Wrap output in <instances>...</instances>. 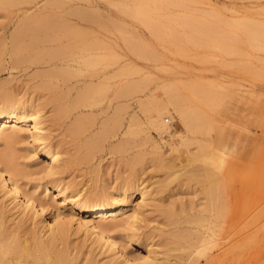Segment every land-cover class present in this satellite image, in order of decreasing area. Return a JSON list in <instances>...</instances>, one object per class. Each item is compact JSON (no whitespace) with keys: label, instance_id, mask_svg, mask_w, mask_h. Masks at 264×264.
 <instances>
[{"label":"rangeland","instance_id":"rangeland-1","mask_svg":"<svg viewBox=\"0 0 264 264\" xmlns=\"http://www.w3.org/2000/svg\"><path fill=\"white\" fill-rule=\"evenodd\" d=\"M172 1L185 4L105 15L89 9L86 0H0V68L8 66L0 69V87L38 109L46 144H57L60 166L67 163L56 174L67 186L66 197L91 199L103 192L130 207L140 205L139 234L145 242L129 249L161 248L162 234L174 229L178 218L187 221L175 227L200 232L210 214L214 243L203 254H191L195 264H264V29H256L260 36L242 25H224L223 18L237 16L229 0ZM148 18L160 21L145 25ZM43 21L55 33L52 40L40 29L42 38L32 33ZM155 117L164 120L167 131L152 123ZM0 142V151L11 153L20 167L25 188L36 189L47 209L65 215L68 206L60 205L56 186L29 164L30 143ZM195 171L210 176L202 180ZM134 181L146 193L143 200L139 189L117 195ZM209 181L215 190L212 205L204 197ZM7 199L0 189L7 229L18 224L21 235L32 237L40 224L51 222L50 214L40 221ZM163 208L182 218L166 216ZM199 209L206 218L201 216L202 228L203 220L200 225L188 220L197 213L201 219ZM69 233L74 264L90 259L115 264L100 242L74 228ZM182 244L185 249L171 250L177 257L170 252V260L180 254L190 259L191 247ZM43 256L36 264H52V256Z\"/></svg>","mask_w":264,"mask_h":264},{"label":"bare ground","instance_id":"bare-ground-1","mask_svg":"<svg viewBox=\"0 0 264 264\" xmlns=\"http://www.w3.org/2000/svg\"><path fill=\"white\" fill-rule=\"evenodd\" d=\"M183 2L182 1L173 2L172 0H86L87 7L89 9H91L92 11L103 13L105 15H115V14H125V15L137 14L139 15V14H146L150 12L154 13V11H158V10L160 11L162 9L165 10V8L168 10L169 9L168 6H171L172 4H175V3L180 4V5L185 4ZM229 3H230V6H229L230 9L232 10V12L236 13L237 16L231 15L230 17L233 20L228 19L226 17H225V20H223L224 18L222 17L223 18L222 22L225 21V23H223L224 25L227 24V26L229 25V27L230 25H233L235 27L237 25L239 26L242 25L248 29V31L245 29L247 32H249V30L253 31L254 29H255L254 31H257L256 29L263 31L264 29V0H229ZM238 3L240 5H245V7L243 9L234 7ZM239 14L242 16V18L240 19H239L240 17ZM158 21H160V19L155 22H158ZM219 21L221 22V19ZM155 22L154 23L149 22V18H148V22L146 21V23L144 24L155 26L157 25ZM163 22L161 21L160 23L162 24ZM209 22L211 21L209 20ZM44 23L46 22L43 21V24H40L41 26H36L37 28L33 29L32 33L33 34L39 33L40 35V32H42L41 35L44 34V36L48 38L47 41L52 40L55 33L53 32V30L48 32V30L44 28L45 26H43L45 25ZM182 23L181 25L188 24V23H183V24ZM36 25H38V22ZM202 25H204V23H202ZM42 26L43 28H39ZM204 26L206 27V25ZM204 26L203 27L200 26L199 28H204ZM159 28H162V26H160ZM213 28L216 29L215 27ZM38 29H40V32ZM262 31L260 32L257 31L260 36L262 34ZM41 35L40 37L42 38L43 35L42 36ZM36 37L37 36H35V39ZM56 37L57 36H55V38ZM13 38L15 40V37ZM256 38H257V34H256ZM5 68H8V66L7 65L4 66L3 69ZM178 103L179 101L177 100V103L175 102V104L177 105ZM37 113H38V109L33 107L31 104H27L25 102L19 101L18 99H13L9 97L8 94H6V92L4 93L3 88L0 87V141L4 140L10 144L12 143V145L13 143L14 144L16 142L18 143V141H24V142L27 141L28 143H30L29 154H30V157H32L31 162L29 163L30 166L33 169H35V172H37V174L42 173L43 177L48 178L52 182V185L56 186L57 191H56L55 196L58 194L63 196L59 202H60V205L66 204L68 206V211L65 215H62L59 211L47 209L45 207L47 201L42 198L37 197L36 189L30 190L29 188L28 189L25 188L23 183L19 180L21 170L18 164L16 163V161H14V158H12V156L10 155L11 153L8 154V152L6 151H0V189L3 192L4 196L8 198L7 200H10V203H13L14 207L18 206L17 209H20V211H24L25 213H30L35 219H37L38 217H41V218H38L40 221L43 220L44 218L43 215L46 213L50 214V216L52 217L51 222L46 223V224H40L39 228H37L36 230L37 234L33 235L32 237H29V236L21 235L20 225L18 224L16 225L15 229H12V230L10 228L7 229V227H5L4 225L5 221H3L2 219L3 210L0 209V227H3L0 229V264H33V263L36 264V262L40 260V259L38 260V258L40 256L42 257V255H44L45 257L50 255L48 256V258L49 257L51 258L52 256L51 258L52 264H74V259L70 256L69 249L66 243L67 236L68 234H70L69 231L72 228H74L76 232L82 231L86 233L87 236L90 237V240L92 243L100 242L104 248V251L108 252L107 254L108 262H113L115 264H195L196 260L191 259L192 258L190 257L191 254L192 253H195V254L202 253L203 254L206 252V249L208 250V248L212 246V244L214 243V239H213V233H212L213 226L211 225L213 224L211 222L212 220H209L210 218H212L211 217L212 215L209 216L210 215L209 214L207 218L208 217L210 218L206 219L205 215L203 216L201 215L202 210L199 209L200 218L202 216V218H205L206 220H208L207 221L208 225H205V229H203L200 232L198 231L200 234L196 235V233L198 232L196 229L193 228V226H192L193 229H191V231H190V228L187 229L185 227V228H182L181 230V228H179L180 226L175 227V225L179 222V220H181L180 222L182 223V226L184 222L186 224L187 220H185V217H183L185 221H182L183 219L178 218V220H176V223L173 221L174 229L172 230L169 229V231L165 230L167 231L165 233L163 232L164 234H162V236H163L164 242L160 243L162 246L161 248L159 249L147 248L146 253H143L141 250L137 251V249H134V250L129 249L128 246L133 245V242L134 244H137V243L144 244L145 242V239L141 238V235L139 234L138 220H139V213L141 211L140 205L138 204L137 206L130 207L124 203H121L117 199V197L114 196V194H109V195L104 196L102 194L103 192L94 194L91 197V199L90 198L83 199L75 195L71 197H66L64 193L66 191L67 186L62 184L60 180L56 179V174L59 172H63L66 169L67 163L66 164L64 163L65 166L64 165L60 166L61 158H60L59 150L57 148V144L55 146H52V145L49 146L46 144V135L44 134V131L42 128V121L40 117L37 115ZM182 114L184 115V113L180 112L181 118L184 117ZM190 115H193V113L189 114V116ZM185 120H189V118ZM163 122L164 120L162 121L161 118H156V117L153 118L152 120V123L155 124L158 129H160L161 131H167V128L164 127ZM188 123L184 121L185 127H189L190 123L189 124ZM26 131L28 132V134H25ZM201 147H204V146L201 144ZM209 159L211 160V158ZM59 167H65V169L60 168L61 169L60 170ZM201 170L202 169L197 170V172H200ZM192 172H194V170H192ZM197 172L195 171V174L197 175L199 174L198 176L201 177L202 175ZM204 174L206 177L209 175L208 173L206 175V172ZM206 177H201V179L203 178L204 180H208L206 179ZM210 179L212 178L210 177ZM204 183H206V181ZM209 183L210 184H208L207 186L205 185L206 194L204 197H207L208 199L206 203L211 202L210 200H212L211 199L212 193L214 194V191H215L213 190L214 187H211L213 186V183L210 181ZM137 187L138 188H136V183L134 181V183H132L129 188L128 186L127 187L123 186L121 190L117 191V195H124V196L125 194L133 195V193L137 189H139L141 200H143L146 196V193L145 191H143L142 188H139V184L137 185ZM43 190L45 191L48 190V186L46 184L43 185ZM213 202L214 201H212L211 203L213 204ZM211 203L210 205H212ZM208 204H206V208H207L206 212L208 211V207H209L207 206ZM212 209L213 208H211V210L209 211L211 212ZM170 211L166 208H163V210H161V212L166 214V216L168 215L173 216L174 212H170ZM194 215L192 216L194 218H192L191 216H187V218L191 217V218H188V220L189 219L192 220V221L189 220L191 223L195 221L199 223V224H196L194 222L196 225H200L199 221L201 220H203L201 221V224H203L202 222L204 221L206 223L205 219H202V218L196 219L197 216L199 215L198 213H197V216L196 214ZM177 217L175 216V218ZM180 218H182V216H180ZM170 222L171 221L169 220V223ZM209 222H211V224H209ZM203 226L204 224L201 225L200 228H202ZM43 228H45L46 232H48L46 235L45 233H42ZM184 229H187V230L183 231ZM193 230L195 231L194 238H192L193 234H191ZM129 231L131 233H129ZM182 240L186 243L187 247L192 248V249L191 248L189 249L190 252L189 250L187 251V258L190 257V259L188 260L186 259V257L185 259H183L184 257L182 258L181 256L182 254H180L178 259L176 258L177 260L175 259L170 260L171 257L169 256H170L171 250H174V249L179 250L181 248L185 249V247H183L185 245H183L184 243L182 244ZM150 252L152 254H150ZM171 254L173 258L176 256V254H173L172 252ZM173 260L175 261L172 262ZM88 264H97V263H94L93 259H90V262Z\"/></svg>","mask_w":264,"mask_h":264}]
</instances>
